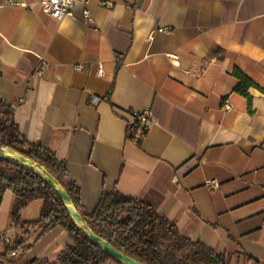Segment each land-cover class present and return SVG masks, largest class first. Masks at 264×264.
I'll use <instances>...</instances> for the list:
<instances>
[{
    "label": "crops",
    "instance_id": "1",
    "mask_svg": "<svg viewBox=\"0 0 264 264\" xmlns=\"http://www.w3.org/2000/svg\"><path fill=\"white\" fill-rule=\"evenodd\" d=\"M21 1L32 7L0 0V119L9 109L23 139L65 166L78 211L116 192L223 264H264V0H88L60 21ZM36 55L49 63L41 72ZM235 68L258 87L250 99L234 91ZM142 109L137 145L126 130ZM16 200L2 196L0 264H60L72 238L15 225ZM42 206L21 208V222ZM3 238L22 244L12 254Z\"/></svg>",
    "mask_w": 264,
    "mask_h": 264
},
{
    "label": "trees",
    "instance_id": "2",
    "mask_svg": "<svg viewBox=\"0 0 264 264\" xmlns=\"http://www.w3.org/2000/svg\"><path fill=\"white\" fill-rule=\"evenodd\" d=\"M233 76L237 79L234 91L250 99L247 91L251 87L258 88L257 85L237 68L233 70ZM2 112L4 119H0V145L43 167L59 182L78 209L79 191L73 183L66 181L68 173L65 166L55 159L51 151L26 142L11 119L10 110L4 108ZM148 129V123L136 120L127 126L126 137L139 145ZM6 190L13 192L17 199L12 210V221L15 225L39 224L37 238L57 225L67 231L74 244L67 246L58 255L60 264H106L109 261L120 264L85 237L82 229L74 224L53 187L26 166L0 159V204ZM34 199L43 200L38 219L33 222H21V208ZM81 215L93 233L141 263L223 264L220 255L199 242L181 237L176 228L159 217L149 205L136 199L125 198L116 192L102 193L94 210L89 214L81 212ZM161 239L170 242L165 251L161 250ZM21 244V241L15 242L11 252H17ZM191 247L197 248L190 256L177 259V254Z\"/></svg>",
    "mask_w": 264,
    "mask_h": 264
},
{
    "label": "water",
    "instance_id": "3",
    "mask_svg": "<svg viewBox=\"0 0 264 264\" xmlns=\"http://www.w3.org/2000/svg\"><path fill=\"white\" fill-rule=\"evenodd\" d=\"M3 149H7L10 152V154H5ZM0 159L17 162L23 166H26L31 171L35 172L38 176H40L48 185L53 187L56 193L58 194V196L60 197V199L62 200L64 206L66 207L69 213V216L73 220L74 224L77 227L81 228L82 231L85 233V237L89 241H91L94 245L101 248L105 254L115 259L120 264H144V263H141L123 254L122 252L114 248L112 245H110L105 239L93 233L90 227L83 220L81 213L73 205L71 199L69 198V195L64 190V188H62L59 182L49 172H47L43 167L23 157L19 153L11 151L8 148L3 147L2 145H0ZM26 162L34 166L36 169L26 165Z\"/></svg>",
    "mask_w": 264,
    "mask_h": 264
},
{
    "label": "built area",
    "instance_id": "4",
    "mask_svg": "<svg viewBox=\"0 0 264 264\" xmlns=\"http://www.w3.org/2000/svg\"><path fill=\"white\" fill-rule=\"evenodd\" d=\"M8 3H14L16 5H19L23 8H31L32 5L28 4L24 1H17L14 2L13 0H6ZM88 0H40L38 2V5L40 6L41 10L48 14L49 16L53 17L54 19L60 21L66 17H71L73 15V9L77 2H82L84 4L87 3ZM101 5L104 7H111V3L107 0H100ZM83 18L86 21H90V13L89 10L84 7L82 11ZM36 57L39 60L38 63V69H36L37 72H41L43 69L47 68L49 66V63L44 60L42 55H36ZM80 65H78V68ZM97 74L102 75V67L99 65L97 68ZM93 102L97 100L96 97L92 98ZM222 108L227 111L231 109L230 103L223 99L222 101ZM130 116L136 121H140V123H147L150 120L151 111L150 109H142L140 111H131ZM207 185H217L216 181H208ZM2 242L7 246V249H13L14 244L13 241L9 238H3ZM12 254L14 252L12 251Z\"/></svg>",
    "mask_w": 264,
    "mask_h": 264
},
{
    "label": "rangeland",
    "instance_id": "5",
    "mask_svg": "<svg viewBox=\"0 0 264 264\" xmlns=\"http://www.w3.org/2000/svg\"><path fill=\"white\" fill-rule=\"evenodd\" d=\"M161 243V250L165 251L167 248L170 246V242L164 239L160 240ZM197 247H191V248H185L182 250L180 254H177L176 257L177 259H183L185 257L190 256V254L196 249ZM106 264H117L114 261H109Z\"/></svg>",
    "mask_w": 264,
    "mask_h": 264
},
{
    "label": "bare ground",
    "instance_id": "6",
    "mask_svg": "<svg viewBox=\"0 0 264 264\" xmlns=\"http://www.w3.org/2000/svg\"><path fill=\"white\" fill-rule=\"evenodd\" d=\"M3 151H4L5 154H10V152H9L7 149H3ZM26 165H28V166H30V167L36 169L34 166L30 165V164L27 163V162H26Z\"/></svg>",
    "mask_w": 264,
    "mask_h": 264
}]
</instances>
